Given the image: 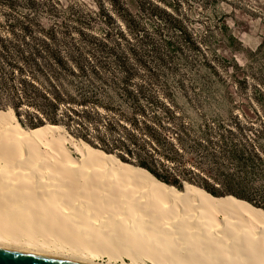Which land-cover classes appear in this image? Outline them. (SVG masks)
Wrapping results in <instances>:
<instances>
[{"label": "bare ground", "instance_id": "bare-ground-1", "mask_svg": "<svg viewBox=\"0 0 264 264\" xmlns=\"http://www.w3.org/2000/svg\"><path fill=\"white\" fill-rule=\"evenodd\" d=\"M184 190L63 128L0 122L2 249L82 264H264V214Z\"/></svg>", "mask_w": 264, "mask_h": 264}, {"label": "trees", "instance_id": "trees-1", "mask_svg": "<svg viewBox=\"0 0 264 264\" xmlns=\"http://www.w3.org/2000/svg\"><path fill=\"white\" fill-rule=\"evenodd\" d=\"M36 1L25 3L33 8ZM0 2L13 7L20 0ZM9 27L0 33V122L15 115L31 131L62 124L88 144L82 145L176 193L187 194L189 183L220 203L237 201L264 214V125L237 115L190 119L176 111L175 99L132 80L128 69L111 76L99 60L61 46L54 29L35 24L31 14ZM179 31L198 48L192 34Z\"/></svg>", "mask_w": 264, "mask_h": 264}, {"label": "rangeland", "instance_id": "rangeland-1", "mask_svg": "<svg viewBox=\"0 0 264 264\" xmlns=\"http://www.w3.org/2000/svg\"><path fill=\"white\" fill-rule=\"evenodd\" d=\"M26 1L0 2L1 34L31 14L61 46L99 60L111 76L128 69L190 119L237 115L264 125V0H37L33 8Z\"/></svg>", "mask_w": 264, "mask_h": 264}, {"label": "water", "instance_id": "water-1", "mask_svg": "<svg viewBox=\"0 0 264 264\" xmlns=\"http://www.w3.org/2000/svg\"><path fill=\"white\" fill-rule=\"evenodd\" d=\"M187 184L189 183H184L183 188H185ZM227 196H231V195L220 196V197H227ZM0 264H82V263L72 261L67 258H49V257L38 256L33 254H25L20 252L9 251L0 248Z\"/></svg>", "mask_w": 264, "mask_h": 264}]
</instances>
